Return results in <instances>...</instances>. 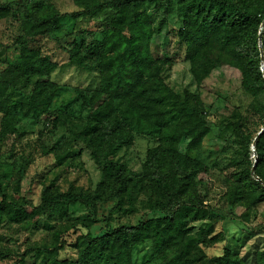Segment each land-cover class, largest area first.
Returning a JSON list of instances; mask_svg holds the SVG:
<instances>
[{"label": "rangeland", "instance_id": "rangeland-1", "mask_svg": "<svg viewBox=\"0 0 264 264\" xmlns=\"http://www.w3.org/2000/svg\"><path fill=\"white\" fill-rule=\"evenodd\" d=\"M2 2L9 3L12 11L0 23V72L18 58L17 40L24 35L22 24L28 15L52 9L61 13L80 9L73 0H26L23 5L18 0ZM147 11L155 30L153 41L170 60L162 73L166 84L182 96L186 92L200 96L202 115L209 128L199 147H190L186 137L175 147L179 155L198 164L189 170L183 199L198 198L208 207L204 216L194 217L197 211H191L181 219L186 241L193 238L191 255L200 259L194 264H207L210 258L228 251L232 259L252 264L255 254L264 252V203L254 205L250 196L239 200L236 192L243 187L240 174L252 172L255 164L257 132L264 128V92L253 95L244 90L241 72L230 65L215 69L200 83L198 61L184 58L179 41L178 31L183 26L181 2H152L147 4ZM109 13L105 8L94 16L64 18L60 31L40 40L42 54L49 55L55 64L51 79L57 93L47 113H26L22 107L21 101L30 95L37 77L8 90L10 107L0 111V201L6 195L38 205L44 190L94 191L104 182L103 163L93 157L89 147V140L96 134L87 123L89 115L104 107L108 99L96 68L101 57L94 54L93 47ZM174 106V101H168L169 110ZM116 112L122 117L121 110ZM178 121L179 117L174 116L167 127H157L146 134L122 119L124 131L132 129V142L116 152L115 160L129 170V194L122 201L99 203L93 211L79 204L64 205L36 224L4 222L0 250L11 253V257L0 259V264H53L54 259L76 263L88 233L98 237L122 225H137L163 216L149 210L150 199H162L152 181L154 169L149 159L153 149L167 152ZM103 131L104 125H100L98 133L103 136ZM80 221L88 227L78 225ZM42 245L52 248V252L37 258L27 253L33 246ZM53 248L58 252L54 253ZM88 263L127 264L117 262L111 254L90 257ZM129 264L187 263L176 250L159 253L150 239L133 250Z\"/></svg>", "mask_w": 264, "mask_h": 264}, {"label": "trees", "instance_id": "trees-1", "mask_svg": "<svg viewBox=\"0 0 264 264\" xmlns=\"http://www.w3.org/2000/svg\"><path fill=\"white\" fill-rule=\"evenodd\" d=\"M73 1L80 8L76 12L61 13L52 9L41 15L26 17L22 24L24 35L17 40L18 58L0 72V111L10 107L8 90H15L19 84H28L33 77H37L30 95L21 101L22 107L26 113H47L57 93L51 79L55 64L49 55L42 54L40 40L60 31L64 18L94 16L108 8L110 13L104 19L100 38L93 47L94 54L101 57L96 68L101 74V89L108 99L104 107L95 109L89 115L87 123L96 134L89 140V147L93 157L103 163L105 180L94 191L44 190L38 205L3 195L0 201V229L4 222L36 224L41 217L58 211L64 205L79 204L93 211L99 203L122 201L132 188L127 166L115 160L116 152L132 142V129L124 131L122 119L130 122V126L134 125L133 128L139 132L151 134L157 127H167L172 118L178 116L167 152L153 149L149 159L154 169L153 184L162 197L150 199L149 210L163 216L141 221L137 225H122L98 237L88 233L83 237L79 260L72 264H89L90 257L109 254L114 255L117 262L129 264L133 250L150 239H153L159 253L176 250L187 264L197 263L200 259L191 255L193 238L186 241L185 224L181 219L191 211H197L194 217L204 216L208 207L198 198L183 199L189 170L195 169L198 164L188 156L179 155L175 147L185 137L190 139V147H199L209 128L202 115L200 96L189 92L184 96L176 93L162 75L170 60L167 54L160 53V45L153 41L155 30L147 4L163 0ZM179 1L183 11L179 41L184 47V58L198 61L200 83L215 69L230 65L241 72L244 90L253 95L263 93L264 0ZM25 2L18 0L21 5ZM11 11V5L0 0V23ZM72 53L74 57L75 51ZM78 65L84 67L82 61H78ZM170 100L175 104L172 110L167 108ZM117 109L121 110L122 117ZM100 125H104L103 136L98 133ZM256 152L255 174L264 182V131L256 141ZM240 177L243 187L237 190V199L250 196L254 205L264 203V185L253 178L251 170H246ZM78 225L88 227L83 221ZM53 251L57 253L58 249L53 248ZM44 252H52V248L42 245L27 250L32 258ZM9 257L11 253L0 250L1 260ZM52 263L65 264L57 259ZM207 264L245 263L241 259H232L228 251L223 256L210 258ZM252 264H264V252L256 253Z\"/></svg>", "mask_w": 264, "mask_h": 264}, {"label": "water", "instance_id": "water-1", "mask_svg": "<svg viewBox=\"0 0 264 264\" xmlns=\"http://www.w3.org/2000/svg\"><path fill=\"white\" fill-rule=\"evenodd\" d=\"M262 71H264V67L262 68ZM264 131V128L258 133V136L262 133ZM257 139V138H256ZM257 154H256V152H255V158H256V160H255V164H254V166H253V169H252V172H251V174H252V176L255 178V179H257L258 181H260L263 185H264V182L260 179V178H258L257 176H256V174H255V167H256V164H257Z\"/></svg>", "mask_w": 264, "mask_h": 264}]
</instances>
